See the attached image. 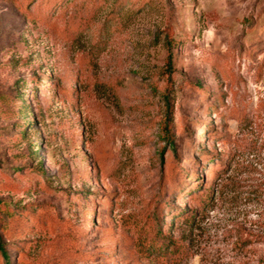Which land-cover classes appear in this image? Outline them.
Masks as SVG:
<instances>
[{
    "label": "rangeland",
    "instance_id": "obj_1",
    "mask_svg": "<svg viewBox=\"0 0 264 264\" xmlns=\"http://www.w3.org/2000/svg\"><path fill=\"white\" fill-rule=\"evenodd\" d=\"M0 237L9 264H264V0H0Z\"/></svg>",
    "mask_w": 264,
    "mask_h": 264
},
{
    "label": "trees",
    "instance_id": "obj_2",
    "mask_svg": "<svg viewBox=\"0 0 264 264\" xmlns=\"http://www.w3.org/2000/svg\"><path fill=\"white\" fill-rule=\"evenodd\" d=\"M173 70H174V68H173V60H172V56H170L168 61H167V73H168L169 76L173 75ZM0 253L5 258L6 263L9 264V260H8L7 253H6V250H5V245H4V242H3L1 237H0Z\"/></svg>",
    "mask_w": 264,
    "mask_h": 264
}]
</instances>
